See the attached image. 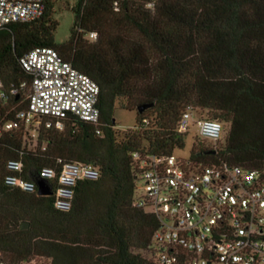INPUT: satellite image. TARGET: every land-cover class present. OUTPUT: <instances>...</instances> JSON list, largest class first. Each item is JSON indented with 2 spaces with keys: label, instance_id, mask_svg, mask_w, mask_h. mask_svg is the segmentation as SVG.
<instances>
[{
  "label": "trees",
  "instance_id": "1",
  "mask_svg": "<svg viewBox=\"0 0 264 264\" xmlns=\"http://www.w3.org/2000/svg\"><path fill=\"white\" fill-rule=\"evenodd\" d=\"M43 1L38 19L0 29V83L8 95L0 121L25 109L30 77L19 60L40 47L54 49L98 86L99 121L40 126L30 148L22 126L0 136V260L155 264L137 252L147 251L157 221L132 207L131 155L183 148L175 126L184 110L227 127L215 149L198 144L192 159L256 170L264 181V0H74L61 43L53 38L55 0ZM144 103L153 106L137 114ZM116 108L136 113L131 130H114ZM9 160H20L29 180L43 167L58 174V160L92 165L99 176L78 182L71 209L58 212L49 196L3 185Z\"/></svg>",
  "mask_w": 264,
  "mask_h": 264
},
{
  "label": "built area",
  "instance_id": "2",
  "mask_svg": "<svg viewBox=\"0 0 264 264\" xmlns=\"http://www.w3.org/2000/svg\"><path fill=\"white\" fill-rule=\"evenodd\" d=\"M43 12V0H0V29L32 22ZM89 37L95 38L94 34ZM19 65L30 77L27 104L14 112L13 120L0 121V136L22 126L24 138L35 139L40 126L61 130L67 119L97 125L98 86L54 49L36 48ZM26 86L22 82L19 87ZM7 100L0 83V101L5 104ZM175 132L191 138V151L198 144L215 149L222 139L219 122L202 118L190 108L179 116ZM184 148L168 155H131L132 207L157 221L147 249L150 259L155 264H264V181L260 173L226 162L205 165L192 159L191 151L180 156ZM10 163L19 167L10 168ZM57 164L58 174L43 167L35 180H29L21 176L22 162L9 160L3 185L37 194L36 180L42 179L51 192L53 209L68 212L77 183L95 181L99 173L89 164L60 160ZM0 264L6 263L0 260Z\"/></svg>",
  "mask_w": 264,
  "mask_h": 264
},
{
  "label": "rangeland",
  "instance_id": "3",
  "mask_svg": "<svg viewBox=\"0 0 264 264\" xmlns=\"http://www.w3.org/2000/svg\"><path fill=\"white\" fill-rule=\"evenodd\" d=\"M74 0H55V5L53 9V18L57 22V26L55 28V31L53 33L54 41L57 43H61L65 41L70 32V28L73 24V14L70 11L71 6L73 5ZM86 38V37H85ZM92 40V38H89ZM88 39V40H89ZM135 112H129L125 111L119 108H116L113 113V121L115 124L114 130H117L118 132H123L125 130H131L135 126ZM222 127V137L224 135V132L226 131V126L221 124ZM195 131V129H193ZM31 139V138H30ZM184 139V149L183 152L179 153L180 156H184L187 152H190V143L191 138L185 137ZM222 142V139L219 143ZM25 143L28 148L32 147L34 143V139H31L29 141L25 138ZM141 256L150 259L148 251L140 250L137 251ZM151 260V259H150ZM50 260L44 257H34L28 264H49Z\"/></svg>",
  "mask_w": 264,
  "mask_h": 264
},
{
  "label": "water",
  "instance_id": "4",
  "mask_svg": "<svg viewBox=\"0 0 264 264\" xmlns=\"http://www.w3.org/2000/svg\"><path fill=\"white\" fill-rule=\"evenodd\" d=\"M153 106V103H144V104H141L139 105L137 108H136V112L137 114H142L144 111L148 110L149 108H151ZM205 155H209V154H215L214 151H207V152H204ZM200 155V154H199ZM36 185H37V195L38 196H42V197H45V196H49L51 195V192L50 190L48 189V187L45 185V182L42 180V179H38L36 180ZM28 227V224L25 223V222H22L20 224V229H26Z\"/></svg>",
  "mask_w": 264,
  "mask_h": 264
},
{
  "label": "clouds",
  "instance_id": "5",
  "mask_svg": "<svg viewBox=\"0 0 264 264\" xmlns=\"http://www.w3.org/2000/svg\"><path fill=\"white\" fill-rule=\"evenodd\" d=\"M9 167H10V168H11V167H17V168H18L19 165H13V164L10 163V164H9ZM8 182H10V183H14V181H12L11 178H9V181H8Z\"/></svg>",
  "mask_w": 264,
  "mask_h": 264
}]
</instances>
